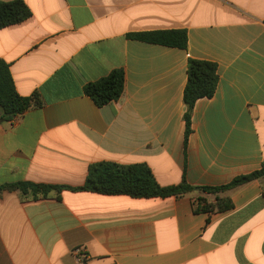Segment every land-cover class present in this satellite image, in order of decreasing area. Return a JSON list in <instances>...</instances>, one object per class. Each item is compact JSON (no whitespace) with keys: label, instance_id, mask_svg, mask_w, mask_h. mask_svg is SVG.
Returning <instances> with one entry per match:
<instances>
[{"label":"crops","instance_id":"obj_1","mask_svg":"<svg viewBox=\"0 0 264 264\" xmlns=\"http://www.w3.org/2000/svg\"><path fill=\"white\" fill-rule=\"evenodd\" d=\"M13 0H0L11 2ZM32 16L0 30V60L18 94L42 106L13 122L0 107V187L65 189L33 199L0 193V264H264V178L223 194L233 208L196 212L182 198L72 191L91 165L144 164L162 187H220L264 165V0H23ZM185 30L186 49L136 40ZM190 59L217 66L211 99L192 112ZM114 70L121 98L84 94ZM85 254L87 259L79 260Z\"/></svg>","mask_w":264,"mask_h":264},{"label":"trees","instance_id":"obj_2","mask_svg":"<svg viewBox=\"0 0 264 264\" xmlns=\"http://www.w3.org/2000/svg\"><path fill=\"white\" fill-rule=\"evenodd\" d=\"M32 16V12L23 0L0 2V30L23 23ZM134 39L159 44L167 47L186 49L188 36L185 30L153 31L133 36ZM188 80L184 90L183 100L187 107L185 120V145L187 146L192 133V112L200 99L214 97L219 83L217 66L206 61L190 59L188 63ZM125 88V73L114 70L107 77L89 83L84 88V94L94 104L102 108L118 101ZM38 94L32 97H21L15 87L10 65L0 60V107L3 110L2 121L13 122L32 108L42 106ZM264 178V165L260 170L233 179L229 184L220 187L194 188L185 180L179 185L160 186L151 170L144 164L118 165L110 162L96 163L90 166L85 185L78 188H68L72 191H88L102 195H127L137 199L182 198L193 192L211 195L215 202H209L205 197H198L196 212L223 213L233 208L231 200L224 197L228 191ZM62 186L18 182L0 187V193L18 191L22 196L47 198L52 191L65 189Z\"/></svg>","mask_w":264,"mask_h":264},{"label":"built area","instance_id":"obj_3","mask_svg":"<svg viewBox=\"0 0 264 264\" xmlns=\"http://www.w3.org/2000/svg\"><path fill=\"white\" fill-rule=\"evenodd\" d=\"M87 259V256L85 255V254H81V255H79V260L80 261H84V260H86Z\"/></svg>","mask_w":264,"mask_h":264}]
</instances>
